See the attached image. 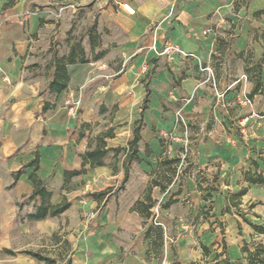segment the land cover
<instances>
[{"label":"crops","instance_id":"1","mask_svg":"<svg viewBox=\"0 0 264 264\" xmlns=\"http://www.w3.org/2000/svg\"><path fill=\"white\" fill-rule=\"evenodd\" d=\"M123 2L136 13H128ZM86 16L95 27L81 41L87 62L68 65L67 88L53 92L55 59L69 54L75 45L71 30ZM170 44L179 51L164 52ZM263 54L264 0H0V233L7 229L5 218L18 214L24 228L53 234L62 226L70 241L86 230L96 233L94 264H225L227 258L247 264L241 247L253 240L254 230L234 208H225L231 193L249 187L243 208L251 187L264 186L245 180L247 171H264V64L263 91L252 98L253 73L246 70ZM139 120L140 159L131 162L124 188L116 191L124 181L127 150H110L105 165L87 164L65 186V172L83 169L82 155L96 146L98 134L112 129L107 147L128 148ZM185 143L189 160L207 177L204 187L215 175L217 190L207 200L215 204L213 215L228 224L227 252L219 259L220 251L212 257L211 250L218 228L203 218L208 191L197 189L196 170L170 191L152 189L166 229L159 258H148L147 225L132 210L162 157L181 154ZM37 153V175L51 192L49 202L66 197L71 203L61 215L41 220L28 217L42 203L32 197V167H26ZM20 169L26 172L15 179ZM108 187H114L108 200L91 195ZM180 187L178 201L163 208ZM187 215L202 219L200 241L194 231L172 235L175 216ZM201 243L209 247L208 256ZM4 246L0 236V251Z\"/></svg>","mask_w":264,"mask_h":264},{"label":"trees","instance_id":"2","mask_svg":"<svg viewBox=\"0 0 264 264\" xmlns=\"http://www.w3.org/2000/svg\"><path fill=\"white\" fill-rule=\"evenodd\" d=\"M77 50V51H76ZM252 56V52H249ZM85 63L87 59L85 58V52L81 44H75L69 54L67 56H63L60 58L55 59V72L52 81L49 84V88L53 92L61 93L64 91L68 83L70 81V75L68 72V65L73 64L75 62ZM264 64V54L263 58L259 61H253L251 67H247L246 70L249 74H252L251 79L255 83V87L253 91L249 94V98H252L257 93H262L263 91V81H262V67ZM49 104L46 103L44 106V110L46 111L49 109ZM88 125V124H87ZM142 128V121H137L135 131H134V138L129 141L128 148H108L106 143L107 137H113L114 131L109 129L105 132H102L97 135L96 140L97 144L94 148L88 149L83 155L84 166L82 170H72L65 172V186L69 180L78 174L85 172V166L90 164L91 166L94 165H105V156L110 150L115 152H121L123 150H127V159L124 163L125 166V177L123 183L116 189L120 190L124 188L125 182L128 180L129 177V167L133 160H139L140 157L138 155L139 151V141L141 139V131ZM84 133L81 132L80 136H83ZM183 154H179L175 157H168L163 156L160 161V168L155 173L151 181V185L148 188L147 193L145 194L144 198L141 200H137L135 204L132 206V210L137 211L140 216L144 219L145 225H147V229L145 231V238L149 239V249L147 250L148 258H159L161 256V248L165 243L166 238V229L163 224L156 218V214L154 212V208L157 206V200L152 196V189L154 186H159L162 192L170 191L171 185H182L183 179L191 174L192 170H196L197 174L196 183L197 189L201 191H208L205 195V199L207 200L209 197L212 196V192L216 191V187H204L203 182L207 181V177L203 174V170L199 169L198 165H195L193 162L189 160L188 153L185 151L184 148L180 150ZM183 155V156H182ZM39 159L40 156L37 153L35 158L26 166L32 167V170L29 172L28 176L29 179L34 183L35 189L32 197L40 196L42 198V203L37 207L36 211L30 214L28 217L29 219L33 220H41L45 219L49 216H59L64 211H66L70 206L71 203L65 197L63 201L59 204H51L49 202V198L51 196V192L47 189L45 182L38 177L37 170L39 168ZM264 160V158H263ZM187 162V166L184 167L183 164ZM253 164L259 168V163L256 160H253ZM23 169L18 170L14 174V178L18 179V177L25 173ZM245 180L251 184H258L264 185V171L258 172L256 170L254 173L250 170L245 173ZM249 190L248 186L242 187L238 192L231 193L227 198V206L225 208L226 212H232V209H235V213L242 218V220L248 223L252 229L254 230L253 233V241L252 242H244L243 246L241 247V251L244 254V258L247 264H264V242H257L254 238L256 236L264 235V223H255L247 217V214H252L261 218V215L252 212V209L255 207L254 204L249 206V210L245 211L242 208V198L245 194H247ZM114 187H108L105 190L99 192H92L91 195L99 202L102 200H108L110 195L113 193ZM182 188L180 187L178 191L172 194L170 199L163 204V208H169L172 204L178 201L175 198L176 195L180 194ZM62 226L61 228L53 233V238L58 242H62L67 247L72 248V242L67 238L65 234L62 233ZM239 230L240 233L242 232L241 223L239 222ZM201 247L203 252L206 256L210 254L209 247L203 243H201ZM224 250L223 252L217 253L215 259H219V257L227 252L226 243H224ZM176 252V251H175ZM29 255L33 257L45 261L46 264H57V259L52 258L50 256H46L41 254L40 252L34 251H26ZM73 253V248L71 250ZM71 256L68 258L66 264H71ZM180 264L179 262H176ZM225 264H233L229 258L225 260ZM236 264H245L241 259L236 261Z\"/></svg>","mask_w":264,"mask_h":264},{"label":"rangeland","instance_id":"3","mask_svg":"<svg viewBox=\"0 0 264 264\" xmlns=\"http://www.w3.org/2000/svg\"><path fill=\"white\" fill-rule=\"evenodd\" d=\"M85 20H87V16L86 18H84V20L81 21L80 24H78L77 26L74 25V28L71 30L73 35H70V37L75 39L74 44H81V41H83L85 38L87 39V35L92 36V32L95 30V27L90 25V23L85 22ZM105 33H107V29H103L101 32V34ZM95 36L96 40L100 37V34L97 33V30ZM237 113H239V111ZM186 145L187 143H185L183 147L185 151L187 150ZM181 154L183 153L181 152ZM213 176L215 175H211L210 177V182L209 184H207L208 187H216V184L213 181ZM204 194H207V192H205ZM214 194H216V192H214ZM186 196L187 195H185V197ZM245 200L246 201H244L245 203L243 208L246 211L249 209L250 202H252L257 206L258 211L255 212L261 215V218L252 214H249L248 217L256 223H264V186L251 187L250 194L245 198ZM188 203H190V201ZM205 206L207 209H204V212H207L208 215L207 217L204 216L203 218H207L210 222H212V225L215 226L214 228H218V234L216 235L217 239L215 240V242L211 243V241L207 239V241L211 243V250L213 251L212 257H214L218 250L220 252H223V250L225 249L223 246V244L225 243V236H223V233L226 234L228 224L226 221H220L222 218H219V216L215 217V215H213L215 204L212 205L211 200H207ZM154 212L156 214V218L160 220V203H158V205L154 208ZM23 219L24 218H22L18 214L14 218H5V228L7 227V229L4 233H0V236H2L6 246H4L3 250L0 251V264H46L45 261L39 260L32 255H29L28 253H26V251L40 252L43 255L55 258L58 260L57 264H66L70 256L72 260L71 264H94L93 256L96 253L94 245L97 244V241L99 239V236L96 235V233H92L91 230L89 232L88 230H86L82 234L78 233L76 238L71 236L73 248V253H71L72 248L67 247L62 242L58 243L53 238V234H47L45 232L39 231L38 229L33 230L32 227H30L29 230L28 228H24V225L21 224L23 222ZM199 221H202V219H197V217H192L191 215H187L184 218L175 216V233L173 230L172 235L175 236V239H177L180 231H194L193 234L196 240L200 241L201 234H199V231L201 229H197V223ZM223 222L226 223V225H223ZM194 225H196V227ZM62 233L67 236L69 232L65 230L62 231ZM213 237L215 238L214 235ZM255 240L257 242H264V235L257 237ZM252 241L253 240H251L250 238L249 242ZM228 253L231 255L232 251L228 250ZM201 259L204 260V258ZM222 260H225L224 257H222ZM176 262L177 261H175L174 264H177ZM206 262H211L210 264H214L213 260ZM181 263L183 264V262ZM196 263L202 264L201 262H193V264Z\"/></svg>","mask_w":264,"mask_h":264},{"label":"built area","instance_id":"4","mask_svg":"<svg viewBox=\"0 0 264 264\" xmlns=\"http://www.w3.org/2000/svg\"><path fill=\"white\" fill-rule=\"evenodd\" d=\"M123 8L130 14H135L136 13V9L131 5V3L129 2H123L122 4ZM179 51V49L175 46V45H167L164 49V52L171 54L174 53L175 51ZM144 69H146V67H144ZM245 102L247 103H251L250 99H245ZM76 105H80L81 101L77 100L75 101ZM187 152V150H186Z\"/></svg>","mask_w":264,"mask_h":264}]
</instances>
